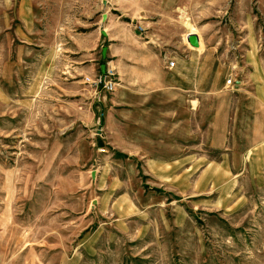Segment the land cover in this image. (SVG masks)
<instances>
[{
	"label": "rangeland",
	"instance_id": "374dc122",
	"mask_svg": "<svg viewBox=\"0 0 264 264\" xmlns=\"http://www.w3.org/2000/svg\"><path fill=\"white\" fill-rule=\"evenodd\" d=\"M0 264H264V0H0Z\"/></svg>",
	"mask_w": 264,
	"mask_h": 264
},
{
	"label": "water",
	"instance_id": "95a60500",
	"mask_svg": "<svg viewBox=\"0 0 264 264\" xmlns=\"http://www.w3.org/2000/svg\"><path fill=\"white\" fill-rule=\"evenodd\" d=\"M102 34H104V32L102 31ZM185 40L187 41V43L192 46V47H197L198 46V37L195 33H188L185 36ZM105 53V47L101 48V55L104 56ZM104 66L103 64L100 65V71L103 72L104 70Z\"/></svg>",
	"mask_w": 264,
	"mask_h": 264
},
{
	"label": "built area",
	"instance_id": "2783aa9c",
	"mask_svg": "<svg viewBox=\"0 0 264 264\" xmlns=\"http://www.w3.org/2000/svg\"><path fill=\"white\" fill-rule=\"evenodd\" d=\"M167 64H168V66H172L173 65V62L170 60V61H167ZM229 82H230V80L227 79L226 80V83H229ZM103 86L106 87V88H108V89L112 88L111 84H107V83H104Z\"/></svg>",
	"mask_w": 264,
	"mask_h": 264
},
{
	"label": "bare ground",
	"instance_id": "6f19581e",
	"mask_svg": "<svg viewBox=\"0 0 264 264\" xmlns=\"http://www.w3.org/2000/svg\"><path fill=\"white\" fill-rule=\"evenodd\" d=\"M198 43H199V40H198Z\"/></svg>",
	"mask_w": 264,
	"mask_h": 264
}]
</instances>
